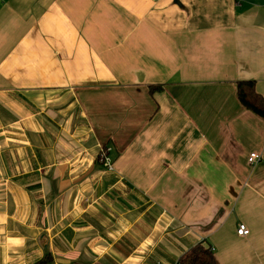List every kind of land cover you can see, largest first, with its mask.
I'll list each match as a JSON object with an SVG mask.
<instances>
[{
	"label": "crops",
	"instance_id": "1",
	"mask_svg": "<svg viewBox=\"0 0 264 264\" xmlns=\"http://www.w3.org/2000/svg\"><path fill=\"white\" fill-rule=\"evenodd\" d=\"M240 81L264 98V0H0V264H264Z\"/></svg>",
	"mask_w": 264,
	"mask_h": 264
},
{
	"label": "trees",
	"instance_id": "2",
	"mask_svg": "<svg viewBox=\"0 0 264 264\" xmlns=\"http://www.w3.org/2000/svg\"><path fill=\"white\" fill-rule=\"evenodd\" d=\"M158 89V87L153 88ZM237 95L241 105L264 119V98L255 88L253 81H240L237 83ZM52 257H46L36 264H50ZM178 264H218L213 249L205 243H198L193 248L189 249L178 261Z\"/></svg>",
	"mask_w": 264,
	"mask_h": 264
},
{
	"label": "built area",
	"instance_id": "3",
	"mask_svg": "<svg viewBox=\"0 0 264 264\" xmlns=\"http://www.w3.org/2000/svg\"><path fill=\"white\" fill-rule=\"evenodd\" d=\"M109 148H103L99 154V159L104 163V165L109 169L113 170L112 160L109 157ZM262 161L261 155L257 153L250 154L248 158V163L252 166L257 165ZM250 231L244 225H240L238 228V234L240 236H247L249 235Z\"/></svg>",
	"mask_w": 264,
	"mask_h": 264
}]
</instances>
